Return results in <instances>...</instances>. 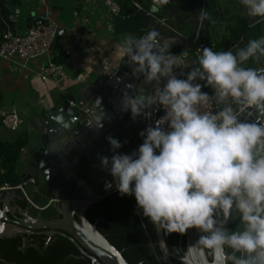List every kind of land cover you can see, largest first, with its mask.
I'll use <instances>...</instances> for the list:
<instances>
[{
	"label": "clouds",
	"instance_id": "clouds-1",
	"mask_svg": "<svg viewBox=\"0 0 264 264\" xmlns=\"http://www.w3.org/2000/svg\"><path fill=\"white\" fill-rule=\"evenodd\" d=\"M239 2L248 16L264 19V0ZM207 18L201 11L200 21ZM158 35L152 30L126 36L117 48L134 73L157 85L150 97H122L123 110L135 119L148 106H158L164 115L140 133L143 143L131 154L119 153L121 142L107 138L113 155L98 157L112 177L106 188L114 183L121 196H134L142 216L165 233L197 229L212 264H249V254L264 260V155L255 153L264 144V125L238 120L225 104L231 98L264 112V74L243 66L264 56V36L235 53L203 48L198 66L177 78L174 69L186 62L179 64V56L157 42ZM109 70L105 62L104 71ZM196 81H205L225 106L215 113L199 111L210 96ZM234 213L241 227L230 231L226 225Z\"/></svg>",
	"mask_w": 264,
	"mask_h": 264
},
{
	"label": "water",
	"instance_id": "water-1",
	"mask_svg": "<svg viewBox=\"0 0 264 264\" xmlns=\"http://www.w3.org/2000/svg\"><path fill=\"white\" fill-rule=\"evenodd\" d=\"M160 5V1L153 3L151 13L157 14ZM159 44L165 45L171 55L179 56V64L186 62V67L174 69L177 78L195 65V59L181 56L180 47ZM109 68L78 83L72 100L45 112L38 129L40 146L20 175L23 188L0 191V238L15 233L58 235L68 239L91 264H128L97 225L87 220L86 213L117 192L114 183L106 188V181L111 182L112 177L101 168L98 158L113 155L107 138L121 142L119 153L131 154L143 143L140 133L152 124L153 106L133 119L123 110L122 97H150L157 85L145 83L119 55L111 60ZM254 70L264 74V66ZM230 104L238 120L264 125V112L232 100ZM255 153L264 155V144L257 145ZM226 227L230 231L241 227L238 214H233ZM155 228L164 264H212L205 247L198 243L202 233L197 229L185 232L186 251L180 257L178 251L176 255L170 253L163 230ZM245 258L249 264H264L255 254Z\"/></svg>",
	"mask_w": 264,
	"mask_h": 264
},
{
	"label": "crops",
	"instance_id": "crops-1",
	"mask_svg": "<svg viewBox=\"0 0 264 264\" xmlns=\"http://www.w3.org/2000/svg\"><path fill=\"white\" fill-rule=\"evenodd\" d=\"M207 19L200 21L203 11ZM11 31L22 34L35 19H44L59 28L51 59L62 66L61 79L43 83L39 73L46 65L45 59L28 64L18 59L0 61V107L15 108L27 120V125L18 132L0 128V140L15 142L23 136L27 145L18 164L20 177L26 162L40 146L39 125L45 112L67 100H72L77 78H88L103 72L117 54V48L126 36L141 37L149 31L158 32L157 42L171 48H181V56L194 59V48L200 37L211 34L213 45L225 34V25H216L212 0H181L173 7L160 5L157 14L135 9L129 16H115L99 0H24L11 7ZM240 15L249 21V29L241 42L230 51L235 53L249 40L264 36V19L250 17L240 4ZM213 50V49H212ZM215 52V51H214ZM194 66H197L196 63ZM252 69L264 66V56L250 59L244 65ZM202 87L211 92L219 110L230 104H218L211 87ZM80 84V83H79Z\"/></svg>",
	"mask_w": 264,
	"mask_h": 264
},
{
	"label": "trees",
	"instance_id": "trees-1",
	"mask_svg": "<svg viewBox=\"0 0 264 264\" xmlns=\"http://www.w3.org/2000/svg\"><path fill=\"white\" fill-rule=\"evenodd\" d=\"M24 0H0V44L4 35L11 31V7ZM161 0H117L120 15L129 16L138 5L150 12L153 3ZM181 0L161 2L164 7H173ZM216 25H225V34L213 45L211 34L199 38L196 46L204 43L215 52L229 51L237 46L249 29V21L240 15L239 0H212ZM196 66H193L194 68ZM191 70V69H190ZM201 90L211 98L206 88ZM27 145L25 136L15 142L0 140V185L10 187L21 185L18 164ZM25 207V204H21ZM91 224L115 247L128 264H164L158 246L156 228L143 217L136 208L134 196H121L118 192L91 206L86 213ZM163 235L171 254L179 252L182 257L186 251L185 233H165ZM210 262L213 256L206 249ZM230 251V250H228ZM240 255V254H237ZM0 264H91L83 258L78 249L66 238L55 235H24L15 233L11 237L0 238Z\"/></svg>",
	"mask_w": 264,
	"mask_h": 264
},
{
	"label": "built area",
	"instance_id": "built-area-1",
	"mask_svg": "<svg viewBox=\"0 0 264 264\" xmlns=\"http://www.w3.org/2000/svg\"><path fill=\"white\" fill-rule=\"evenodd\" d=\"M99 1L103 2L105 8L108 9L111 14L115 16L120 15V8L118 6L117 0ZM135 7L136 9L142 10V8L138 5H135ZM149 13L153 14L151 11ZM58 32L59 28L56 24L44 19H35L28 30L22 34H15L12 31H8L4 35L3 41L0 44V61L16 58L20 62L28 64L32 61L45 59L46 65L39 73V79L43 83L57 82L59 79H61L63 68L62 66L57 65L51 59V52L58 37ZM203 48H207V45L204 43L194 48L195 61H197ZM188 71H186V73ZM77 82L84 83L85 78L78 77ZM196 82L200 83V81ZM218 110V106L211 97L206 105L199 108V111L201 112L207 111L215 113ZM163 115V109L159 108L158 106L153 107L152 124L150 125L154 126L155 121H158ZM26 125V118L17 109H4L0 107V128L9 132H18ZM17 188L22 189L23 185L21 184L17 187H10L8 184L4 186L1 185L0 191L10 192Z\"/></svg>",
	"mask_w": 264,
	"mask_h": 264
}]
</instances>
